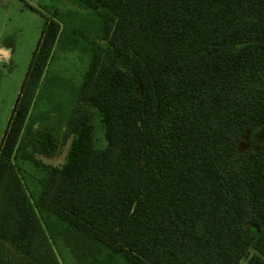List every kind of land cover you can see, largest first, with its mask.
I'll return each instance as SVG.
<instances>
[{
    "label": "trees",
    "instance_id": "1",
    "mask_svg": "<svg viewBox=\"0 0 264 264\" xmlns=\"http://www.w3.org/2000/svg\"><path fill=\"white\" fill-rule=\"evenodd\" d=\"M77 1L104 45L32 199L14 160L43 150L28 116L60 24L41 29L0 144V264H61L59 242L78 264H264V143L237 152L264 124V0Z\"/></svg>",
    "mask_w": 264,
    "mask_h": 264
},
{
    "label": "rangeland",
    "instance_id": "2",
    "mask_svg": "<svg viewBox=\"0 0 264 264\" xmlns=\"http://www.w3.org/2000/svg\"><path fill=\"white\" fill-rule=\"evenodd\" d=\"M50 19L60 24V33L30 110L28 123L32 133L27 138L37 136L43 150L33 154L36 162L20 157L14 160L32 199L40 192V179L44 176L38 163L59 166L65 161L72 137L63 140V134L93 52V42L104 45L105 41L100 18L77 0H0V46L10 49V54L0 59L1 135L5 132L41 29ZM84 106L93 126V145L103 149L107 143L100 113L91 103ZM263 143L264 124H260L238 141L237 152L249 148L257 150ZM55 251L61 264H78L76 257L60 242ZM250 255L251 251L239 264H245Z\"/></svg>",
    "mask_w": 264,
    "mask_h": 264
},
{
    "label": "crops",
    "instance_id": "3",
    "mask_svg": "<svg viewBox=\"0 0 264 264\" xmlns=\"http://www.w3.org/2000/svg\"><path fill=\"white\" fill-rule=\"evenodd\" d=\"M9 50H10L9 48H2L0 46V59H2V57L8 56L10 54ZM28 117L30 118V115ZM2 137H3V134L2 135L0 134V144H1V141H2Z\"/></svg>",
    "mask_w": 264,
    "mask_h": 264
}]
</instances>
